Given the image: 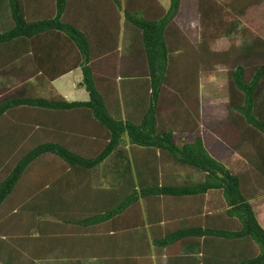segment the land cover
Returning a JSON list of instances; mask_svg holds the SVG:
<instances>
[{
    "label": "trees",
    "instance_id": "1",
    "mask_svg": "<svg viewBox=\"0 0 264 264\" xmlns=\"http://www.w3.org/2000/svg\"><path fill=\"white\" fill-rule=\"evenodd\" d=\"M180 5L0 0V264H37L53 253L69 264L153 256L154 264H264V226L253 206L264 200V0H198V43L175 20ZM222 39L240 42L217 50ZM78 67L89 99L70 102L52 82ZM219 67L230 122L213 128L239 157L230 166L200 134L202 78ZM125 85L150 94L139 120L122 115ZM112 95L119 113L107 106ZM76 111L80 138L68 124ZM89 122L106 133L94 150L84 140ZM136 158L147 175L131 167ZM169 158L202 179L162 176L159 162ZM52 161L63 163L57 176ZM75 174L78 183L62 181ZM47 185L45 197L20 209L35 213L22 238L5 216L25 204L20 194L40 195ZM61 186L69 215L59 212ZM211 193L225 206L214 209Z\"/></svg>",
    "mask_w": 264,
    "mask_h": 264
},
{
    "label": "rangeland",
    "instance_id": "2",
    "mask_svg": "<svg viewBox=\"0 0 264 264\" xmlns=\"http://www.w3.org/2000/svg\"><path fill=\"white\" fill-rule=\"evenodd\" d=\"M162 2H164L165 6H169L170 4V0H161ZM224 1V0H221ZM227 1V0H225ZM218 2L220 3V0H218ZM192 3H194V1H191V6L193 5ZM196 5L198 7V0H196ZM195 5V8H196ZM225 10L230 11V7L225 5ZM188 9H183V12L181 13L180 19L181 22L186 20V14L188 12ZM193 6H192V11H193ZM198 9L195 10V14L197 13ZM195 16V15H194ZM4 22L5 24L8 26L11 24V18L10 16H5L4 18ZM243 25L247 26L248 24H246V22H243ZM191 38V37H190ZM241 39V38H240ZM234 40H226V39H222L219 40L216 44H215V48L217 50H222L224 48H227L230 44V42H232ZM236 44H239L240 40L236 39L234 41ZM223 69V70H220ZM67 79V78H66ZM64 80L62 82V86L65 88L67 85L71 86V88H69L70 90H73L74 88V84L72 83L71 85L68 84V79ZM210 81L209 82H205V85L203 87L202 92H200V97H201V104L203 105L202 110H203V125L202 128L200 129V134L203 136V139L205 141V146L207 147L208 151L212 154V156L214 158H216L217 160L221 161V162H225L226 164L233 165V163L237 162L239 160L238 155L235 154L234 151L229 150V148L226 145L225 139L219 137L218 135L215 134L214 132V125L218 126L217 124L219 122H221L224 125H228V123L230 122L229 119V110H228V106H227V93H226V75H225V69L224 68H218V70L215 72L213 77H210L208 79ZM202 86V85H201ZM48 93V89L46 90V93ZM93 127V124H91ZM226 127V126H225ZM100 136V135H99ZM231 136V135H230ZM87 136H85L86 138ZM232 137V136H231ZM181 142V141H179ZM97 142H93L90 145H88L89 149L94 150L97 146ZM88 150V149H86ZM158 151L156 152V156H158ZM158 158V157H157ZM43 166L46 165V163L49 161V157L48 156H44V158L41 160ZM163 161V163L161 162ZM159 162L158 165V170H159V174H161L163 176V174H165L168 178H171L173 181L177 182V183H181L184 182L186 180H192V181H196V180H201L202 175L200 173L197 172V170L190 168V167H186V166H182L180 164H178L176 161L172 160V159H164L161 160ZM136 164H140V169H145L144 166H142V162L140 163V159L139 161H135L132 162V168L135 170ZM52 165L55 167V169L57 170V173H55V176L59 175L58 172L61 170L63 163L62 162H55L52 161ZM58 168V169H57ZM233 170L236 171V168L232 167ZM147 169V167H146ZM145 169V171H146ZM102 171H99V174H101ZM61 175V174H60ZM30 178V182L29 184V188L32 189L33 185L32 182L34 183L35 180H37V174L29 177ZM28 178V179H29ZM87 180L89 181V183H92L94 178L87 177ZM102 179L100 178L98 180V182H101ZM107 185V184H106ZM31 186V187H30ZM49 185L46 186V188H48ZM28 188V186H27ZM49 190V189H48ZM47 190L44 189L40 192V195L37 194V192L34 191H30L27 195L20 194L21 198L20 200L25 199L26 201H24V205H22L17 212V215L15 216H5V221L8 222H12L10 225L12 228H14L15 232H18L20 237H24V230L22 228L24 227H28L31 226L34 223V212L32 210H27L25 209V207H30L29 205H33L34 201L37 202L38 198L45 193ZM24 195V196H23ZM64 195V194H63ZM60 197V196H59ZM61 198V197H60ZM63 199L61 200V203H58L61 208H60V213H64V214H68L72 213L74 210L72 207H66L64 206V200H66L68 197H62ZM211 198V202L213 204V207H215L214 209H218L224 205V201L222 196H220L219 194L217 195H213L210 197ZM35 202V203H36ZM22 203V201H21ZM63 203V204H62ZM24 209L22 211H20V209L23 207ZM253 206L255 208L256 214H257V218L260 222V224L262 226H264V200H255L253 203ZM58 219H56L55 223H54V227L56 228H62L60 225H58ZM30 233L35 236L36 232L33 229H30ZM21 238V239H22ZM218 242L221 241V239L217 240ZM20 245L21 244V240H20ZM238 246V245H236ZM244 246L247 248H250V244L249 243H245ZM56 254V256H55ZM50 256V257H49ZM48 257L44 258L43 260H39L37 262V264H67L64 261H60V257L61 255L59 253H53L51 255H49ZM197 257H201L200 255H195ZM156 257V256H155ZM49 259V260H47ZM53 259V261H52ZM154 256H153V261L152 263H148L146 261V259L144 258V262L143 264H154ZM89 264V263H87ZM95 264V263H94Z\"/></svg>",
    "mask_w": 264,
    "mask_h": 264
},
{
    "label": "crops",
    "instance_id": "3",
    "mask_svg": "<svg viewBox=\"0 0 264 264\" xmlns=\"http://www.w3.org/2000/svg\"><path fill=\"white\" fill-rule=\"evenodd\" d=\"M191 1L192 0H181L180 9H179V12H178L175 20L183 28V30L188 34V36L191 37V40L195 43H198L200 40L198 11L195 14V10L198 9V7L196 5V0H193L194 3H192L193 4L192 6L194 9L192 11ZM160 2L164 5V2H162L161 0H160ZM195 5H196V8H195ZM165 7L168 8V6H165ZM187 8H189V9H188V12H187L186 17H185L186 20L181 22L179 15H181V13L183 12V9H187ZM139 67H140V65L138 66V68ZM219 68H221V67H219ZM220 70H223V69H220ZM66 78L68 79V82H69L68 84H70V85L72 83L74 84L73 90L69 89V88H71V86L67 85L65 88L62 86V82ZM208 79L209 78H202V86L200 87L201 88L200 92H202L203 87L205 85V82L210 83V81ZM80 80H81L80 68L79 67L78 68H72V70L70 72H68V73L60 76L59 78L55 79L52 82V86L55 89V91L59 95H61L63 98H65L67 101H70V102H72V101H86L89 99V96H88L87 91L83 87L79 86ZM126 86H128V85L124 86L123 95H122V99H121L122 104L124 103L123 107H121L122 112L124 113V114L122 113V115H123L124 119H129L131 121L139 120L143 116V114L147 111V109L150 105L149 104L150 103V94L147 93L146 91H141V90L137 89L138 87L134 88L133 86H128V87H126ZM107 97H108L107 106L112 108L115 112L118 111V113H119V108L114 109L117 106L115 96L112 95V96H107ZM202 107H203V105L201 104V113H202V118H203ZM69 114H74L71 117H69V120H68V124L71 127V131L74 133V135H76L78 138H80L81 136H80V133L78 131L80 128L78 127L79 124L76 122L77 117H79L78 115L80 114V111L68 113V115ZM125 114H126V116H125ZM89 124H90V126H88L86 128V129H88L89 134L86 138H84L85 142L89 145L95 141L98 144L99 143L102 144L103 143L102 141L104 140L106 133L104 134V131H102V129L100 127H98L97 125L96 126L93 125V127H92V125H91L92 123L89 122ZM99 135H100V137H99ZM177 137H179V136H177ZM139 159L136 158V161L137 160L139 161ZM51 165H52V163L49 164V167ZM141 165L143 166V163ZM142 174L147 175L145 169H142ZM59 178H60V176H59ZM63 178H64L62 180L63 182L70 180L71 182H73L75 184L78 183L80 180L79 175H77V174L72 175V176H66ZM196 181H198V180H196ZM47 189L48 188L45 187V190H47ZM57 191H58L60 196H62V197L67 196V195H65V196L63 195L64 190H63L62 186L60 187V190H57ZM47 192H50V191H46L45 193H43L41 195V198L45 197ZM210 195L213 196L214 194L211 193ZM55 256H56V254H55ZM47 260H49V259H47ZM59 260L64 261V262L67 261V259L65 260L62 257H60ZM52 261H53V259H52ZM152 261L153 260H150V259L147 260L148 263H150V262L152 263ZM66 263L69 264L68 262H66ZM89 264H92V263H89Z\"/></svg>",
    "mask_w": 264,
    "mask_h": 264
}]
</instances>
